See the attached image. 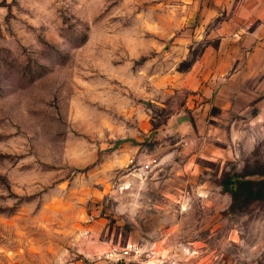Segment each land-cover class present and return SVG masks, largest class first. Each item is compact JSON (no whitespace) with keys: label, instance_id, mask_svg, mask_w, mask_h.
<instances>
[{"label":"rangeland","instance_id":"rangeland-1","mask_svg":"<svg viewBox=\"0 0 264 264\" xmlns=\"http://www.w3.org/2000/svg\"><path fill=\"white\" fill-rule=\"evenodd\" d=\"M202 10L0 0V264H111L127 242L142 264H264V200L233 208L221 187L264 173V131L214 140L224 156L185 167L177 118L199 147V121L219 117L201 116L221 21L202 24Z\"/></svg>","mask_w":264,"mask_h":264},{"label":"crops","instance_id":"crops-1","mask_svg":"<svg viewBox=\"0 0 264 264\" xmlns=\"http://www.w3.org/2000/svg\"><path fill=\"white\" fill-rule=\"evenodd\" d=\"M186 1L202 5V24L221 20L214 31L220 37L218 46L216 49L207 46L203 55L207 60L214 56L215 61H207L202 78L197 79L194 69L189 75L198 80L203 95L214 100L210 108L202 110L201 116L208 117L214 107L219 117L214 118L211 113L207 122L199 121L204 126L199 147L191 142L194 132L191 122L184 121L177 127L184 132L183 152L189 156L185 167L198 173V158L216 160L228 151L214 140H241L251 132L264 131V0ZM172 156L168 150L161 161Z\"/></svg>","mask_w":264,"mask_h":264},{"label":"trees","instance_id":"trees-1","mask_svg":"<svg viewBox=\"0 0 264 264\" xmlns=\"http://www.w3.org/2000/svg\"><path fill=\"white\" fill-rule=\"evenodd\" d=\"M221 187L232 199V207L264 200V173L234 172L223 176Z\"/></svg>","mask_w":264,"mask_h":264},{"label":"built area","instance_id":"built-area-1","mask_svg":"<svg viewBox=\"0 0 264 264\" xmlns=\"http://www.w3.org/2000/svg\"><path fill=\"white\" fill-rule=\"evenodd\" d=\"M146 252L137 244L127 242L110 247L109 257L111 264H142V257Z\"/></svg>","mask_w":264,"mask_h":264},{"label":"water","instance_id":"water-1","mask_svg":"<svg viewBox=\"0 0 264 264\" xmlns=\"http://www.w3.org/2000/svg\"><path fill=\"white\" fill-rule=\"evenodd\" d=\"M178 119H179V121H180V123H182V122H186V121H188L186 118H183V120H180V118H177V121H178Z\"/></svg>","mask_w":264,"mask_h":264}]
</instances>
